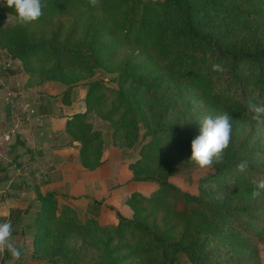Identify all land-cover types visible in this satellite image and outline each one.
Here are the masks:
<instances>
[{"label":"trees","instance_id":"trees-1","mask_svg":"<svg viewBox=\"0 0 264 264\" xmlns=\"http://www.w3.org/2000/svg\"><path fill=\"white\" fill-rule=\"evenodd\" d=\"M41 3L42 16L24 25L16 20L5 24L4 11L15 16L14 9L5 5L0 10V47L20 60L27 73L37 75L34 85L87 79L86 110L72 114L65 123L67 133L79 141L85 168L101 163L103 149L102 132L88 120L89 113L109 123L115 143L135 146L137 106L124 85H144L142 73L182 81L203 102L209 116L226 112L232 125L224 162H215L214 174L207 177H228L226 197L219 200L209 198L207 188L196 194L180 189L169 179L174 171L168 159L155 154V141L140 145L139 157L129 165L132 178L157 186L147 195L132 192L126 200L132 214L117 213L116 224L86 219L107 235L101 263L172 264L181 252L190 264H206L205 239L210 230L221 227L230 264H262L257 246L264 242V195L253 198L251 193L253 181L264 178V144L252 141L254 135L262 138L264 124L252 119L247 105L249 100L264 104V0H98L96 6L89 0ZM213 64H221L225 71L214 72ZM96 69L114 74L110 80L117 81V86L90 79ZM241 160L248 161L245 172L235 170ZM34 190L39 209L31 255L51 251L47 260H55V249L44 247L54 236L47 224L60 217L57 208L63 214H77L60 204L55 192ZM26 210L12 209L0 222L10 220L25 232L28 227L21 225V214ZM4 257L11 258L6 251Z\"/></svg>","mask_w":264,"mask_h":264},{"label":"rangeland","instance_id":"rangeland-1","mask_svg":"<svg viewBox=\"0 0 264 264\" xmlns=\"http://www.w3.org/2000/svg\"><path fill=\"white\" fill-rule=\"evenodd\" d=\"M3 3L4 0H0V10L4 9ZM14 20L12 13L4 11L5 24H12ZM261 21L264 24V19ZM36 77V74H29L23 69L20 60L15 57L12 58L5 49L0 47V127L7 125L5 129L12 135L9 139L0 141V200L12 191H17L15 185L27 177L28 169L26 167L33 163L28 162V148L22 143L19 125L27 113L24 107V100L27 99V96L22 94V88L38 86L32 84L35 83ZM112 77L114 74L96 69L90 79H103L115 87L117 81L110 80ZM141 77L145 81L144 85L133 82H127L124 85L137 106L138 128L135 131V148L140 147L142 143L155 141V154L165 156L174 171V174L169 177L172 183L184 191L195 194L200 192L202 188H207L206 190H211L209 198L216 200L226 197L227 186H230L228 177L223 175L220 179L210 178L208 180L207 178L212 177L215 172L213 168L215 161L211 167L203 169L190 161L191 140L199 134V120L209 116L206 106L198 99L196 93L190 87H186L182 81L168 82L164 81L163 76L152 77L144 73L141 74ZM86 81L87 79L82 78L66 85L68 87H81L85 85ZM67 89H70L71 92L72 88ZM59 95V100L64 101L66 93L63 91ZM100 119L95 113L88 115V120L96 129L103 132L107 128L111 134L112 129L109 123L106 121V123L103 122L104 124H99L101 123ZM261 135L262 138L260 139H258V135H254L252 141L256 140V144H264V132ZM5 177H10L15 185L7 188L8 182L2 181ZM35 179L37 180V176ZM32 193V197L27 200L28 208L27 206L13 207L9 210L10 212L12 209H28L21 214V225L28 228H25V232H21L20 226H14L17 233L12 234V238L21 247L22 255L18 261L7 259L5 263L102 264L100 254L107 238L106 233L98 225L90 221L87 222L78 215L74 217L68 213H61V208H57L60 216L58 220L50 219L47 224L54 232V236L44 246L55 249L56 259L47 260L51 257V251L47 253L38 251L32 257L31 253L34 249L32 242L37 229L35 220L39 209L35 190ZM23 204L25 205V203ZM131 214L132 210L129 207L126 216ZM148 220L149 223H152L151 218ZM220 229L221 227H218L213 232L210 230L208 238L205 239L203 251L207 260L206 264H230L231 253L227 251L228 247L224 245V241L221 239ZM211 236L213 237L211 238ZM257 247L258 256L263 264L264 242ZM2 255L0 254V258ZM172 264H190V262L183 253L178 252Z\"/></svg>","mask_w":264,"mask_h":264},{"label":"crops","instance_id":"crops-1","mask_svg":"<svg viewBox=\"0 0 264 264\" xmlns=\"http://www.w3.org/2000/svg\"><path fill=\"white\" fill-rule=\"evenodd\" d=\"M67 88L66 84L56 81L22 88V94L27 96L24 100L27 113L19 131L23 145L28 148V162L33 163L26 167L27 177L18 185L12 183L10 177L2 180L8 182L7 188L15 185L17 191L11 190L1 198L0 217H7L10 208L28 207V198L38 188L42 194L55 192L58 202L73 208L83 220L91 218L100 225L116 224L117 213L127 214L126 200L132 192L147 195L156 188L153 182L132 178L129 165L139 157V147L115 143L107 128L102 132L101 163L91 170L82 165L79 141L67 133L65 123L72 114L86 110V86L70 87L71 92L66 93L65 100H59V94ZM100 121L99 124L106 123ZM6 127H0V141L12 136ZM16 233L14 231L13 235ZM7 259L12 258H5L3 253L0 264H6Z\"/></svg>","mask_w":264,"mask_h":264},{"label":"clouds","instance_id":"clouds-1","mask_svg":"<svg viewBox=\"0 0 264 264\" xmlns=\"http://www.w3.org/2000/svg\"><path fill=\"white\" fill-rule=\"evenodd\" d=\"M90 4L96 6L98 0H89ZM4 5L14 9V19L17 23L24 25L38 20L43 12L41 0H4ZM214 72L223 73L225 68L221 64H213ZM247 110L252 114V119L264 124V104L249 100ZM232 125L230 117L226 112L215 116H205L199 120V134L191 140L190 161L200 168L211 167L213 161L224 162V152L231 141ZM249 167L247 160H241L236 164L237 172H245ZM254 188L251 193L253 198L264 195V178L253 181ZM13 226L10 220L0 222V254L5 251L13 261L21 258V247L12 238Z\"/></svg>","mask_w":264,"mask_h":264},{"label":"water","instance_id":"water-1","mask_svg":"<svg viewBox=\"0 0 264 264\" xmlns=\"http://www.w3.org/2000/svg\"><path fill=\"white\" fill-rule=\"evenodd\" d=\"M14 56L12 55V58H13Z\"/></svg>","mask_w":264,"mask_h":264}]
</instances>
